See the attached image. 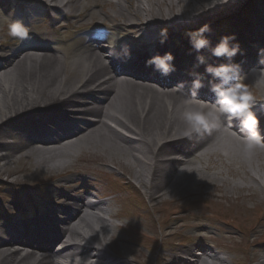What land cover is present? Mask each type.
Returning <instances> with one entry per match:
<instances>
[{"label": "bare ground", "instance_id": "1", "mask_svg": "<svg viewBox=\"0 0 264 264\" xmlns=\"http://www.w3.org/2000/svg\"><path fill=\"white\" fill-rule=\"evenodd\" d=\"M16 2L18 0H0V8L13 12L16 6L22 9L26 4ZM186 2L192 10L183 15L181 0H43L41 4L45 8L54 10V14L46 11L51 27L46 31L32 29L30 22L39 14L32 15L27 19V39L21 43L0 40V152L6 151L5 154L0 153V178L4 171L18 175V171L5 168L19 155L52 173L69 172L74 160L99 162L95 164L100 169L109 166L110 158L112 164L128 174L132 173L140 187L155 201L175 198L187 190L191 192L193 185L203 188L207 183L227 198L232 194L247 198L244 191L248 188H263L261 170L256 169L254 163L257 161L259 167L264 164V148L245 152L246 134L239 129V121H232L228 127L225 118V126L219 130L192 139L178 138L182 127L178 119L179 106L183 102L180 95L158 92L165 90L158 85V90H150L136 85H120L113 79L112 69L127 66V60L122 58L133 51L143 53L145 58L171 52L175 70L166 77L144 66L148 71L137 65L125 71L162 84L184 82L182 71L190 72L188 67L196 65L197 53L189 40H176L174 45L170 37L164 39L161 36L166 18L173 22V29L167 30V34L175 37L193 23L200 27L209 25L211 31L205 36L211 41V47L222 36L233 34L235 40L230 43L257 36L259 47L264 45V0H228L226 4L216 0ZM163 4L171 10L166 13L168 16ZM175 6L181 18L175 13ZM227 8L232 9L227 11ZM37 10L31 7L25 13L30 16V11L38 13ZM196 11L200 14L190 18ZM225 16L232 19L230 31L220 28L221 19ZM102 26L109 32V39L113 42L111 46H107V41L94 38V33ZM70 29L75 31L64 34ZM95 45L102 46L107 53L97 50ZM211 47L200 53L210 66L228 62L226 58L213 56ZM32 54L38 56H30ZM259 58L258 52L251 47L247 52L240 50L233 60L240 66L241 75L246 76L245 65L258 64ZM116 61H119L118 65L114 63ZM259 68H264V65L256 69ZM202 69L200 67L199 74ZM257 74L249 81L254 87L250 91L257 101L251 111L258 119L262 136L264 83L256 81ZM189 87L192 89V85ZM211 87L206 84L199 89L197 103H206L203 94L215 98ZM39 140L49 142L38 144L36 141ZM206 155L209 157L207 164L204 160ZM197 158L201 165L196 162ZM223 165L235 177L241 174L239 166H242L248 184L236 179L230 182L225 176L220 178ZM86 167L83 172L87 174L95 168ZM81 178L84 175L71 174L52 186L49 191L55 201L44 206L41 216L2 226L7 234L12 231L23 234L28 229L39 230L42 226L49 235L43 236V242H48L46 249L20 250L13 244L14 237L6 238L0 234V264H84L88 257L94 258L95 264L136 262L123 252L127 248L126 241L114 237L115 224L109 218L116 213L110 201L102 199L98 191L90 194L88 190L93 189L90 184L72 185ZM14 180L19 182L17 177ZM84 191L86 195H78ZM257 196L253 193L250 198L257 200ZM55 211L58 216L52 213ZM30 238L36 237H26L27 240ZM101 238L110 241L102 247H95ZM51 240H59V250L53 248ZM183 251L186 255L175 251L164 257L165 264L228 263L209 244L187 247ZM87 264L93 262L88 260ZM250 264H264V245L256 248Z\"/></svg>", "mask_w": 264, "mask_h": 264}, {"label": "rangeland", "instance_id": "2", "mask_svg": "<svg viewBox=\"0 0 264 264\" xmlns=\"http://www.w3.org/2000/svg\"><path fill=\"white\" fill-rule=\"evenodd\" d=\"M180 5L182 9H184L183 15H185L186 12H191L192 7L190 4H188V2H186V0H181ZM162 8L165 14L168 13V10L169 12L171 11L167 4H163ZM230 9L232 8H227L226 10L229 11ZM175 13H177L179 18L182 17H180L181 13L178 11L177 6H175ZM172 24L173 22L169 18H166L165 22L163 23L166 28L170 29H173ZM195 24L196 23H193L187 27L197 30L199 25ZM4 39L11 40L10 37H6ZM200 153L201 152H199L197 155H200ZM108 160L110 163L109 166L104 167L107 172H101L100 169L94 171L95 169L92 168V171L87 174L86 172H83L84 169H87V164L80 160L73 161L74 164H72L70 167L69 172L52 173L46 169L43 170L42 167L39 168L35 166L33 160L31 159L19 160L15 158L8 163V167L6 166L5 170L10 168L16 170L18 169V175H9L6 173V171H4L2 177L0 178V209H3V207L6 209L12 208L13 203H16L20 206L23 203H27L32 208L34 207V203L37 204V206H46V204L51 203L53 200L52 194L48 192L52 185H55L63 177L75 173L84 175V178H81L72 185L81 186L84 184H90L94 188L98 189L99 192L107 193L109 195H111V193L108 190L111 188L122 189L120 184L123 183L122 180L123 178H126V176H128L131 181L138 184L132 173H125L123 169L112 164L110 158H108ZM204 160H206L207 164L209 162V157L206 155ZM17 162L19 163L17 164ZM196 162L201 165V160H199V158H197ZM254 166L256 169L261 170L260 172L263 174L264 164L260 165L259 167L258 162L256 161ZM37 169L41 170V172H45V175L39 173ZM239 169L241 174L235 177L231 175L228 168L223 165V174H219V177L221 178L225 176L230 182L236 179L242 184H248L247 180L244 178L246 175H244L243 167L239 166ZM38 174H41L42 176L38 177ZM16 177L19 179V182L12 183L11 181H15L14 179ZM223 185L226 189L229 188L226 182H224ZM213 188V185L210 183H207L203 188H200L198 185H193L190 187V190L193 194L188 195L191 192L187 190L188 192L185 191L186 193L180 196L165 200L167 201L165 203H163L164 201L151 200L150 197L145 193V190L140 188L141 192H143L145 195V203L140 205L141 209L136 208L135 210L133 207H131V210L129 209L130 211L127 213L125 212V215L127 216L123 218L121 217L119 220L125 223H133L140 233H143L145 230L147 233L155 235V238L163 237V243L161 247H158L154 240L150 241L142 236H130L129 234L126 235V233H123V231L117 230L116 228L113 233L126 241L127 248L123 250V252L127 254L131 260L135 259L136 262L140 261V264H163L161 263V257L172 255L173 249L181 252L182 247H195L199 244H209L210 246H214V248L218 250L225 259H227V264H237L238 256L230 253L229 244L236 242L243 243L245 239L249 242H253L255 235H258L259 237L261 234L262 238L264 239V226H258L253 231V234L251 233L249 236H244L243 238V234H241V232L238 230L232 229L231 226L216 222L215 220L217 219L209 217L211 216L210 212L212 208L200 202L207 197H213L215 199H217L216 197H219L221 199L220 201H223L226 208H228L229 215H231V212L234 211L233 209H230V206L228 205L229 203L232 204L231 202L234 201L233 199L236 195H230L231 198L223 197L221 196V192L215 191ZM34 191H37L38 193ZM252 193L258 195L257 200H252L261 206L264 205V189L260 190L258 187L254 186L244 191L245 195H250ZM18 196H20V203L17 202ZM111 204L114 211L119 212L118 199L110 201V205ZM251 204H253V201L249 202V205ZM166 205L176 207L175 209L179 212L172 213L170 210H166L164 212ZM36 210L37 209L35 208V211ZM160 211H163V213H160ZM129 214L131 215L129 216ZM112 220L113 221L111 222L114 223L118 219ZM201 221L203 223L199 224ZM231 230L234 231L232 232ZM169 234H171L170 237H168ZM263 239L257 238L255 243H249L254 244V246L251 247L249 251L245 250L244 259L249 261L243 264L249 263L255 254L256 248L264 245ZM209 260L211 261V259ZM136 262L132 264H136Z\"/></svg>", "mask_w": 264, "mask_h": 264}, {"label": "clouds", "instance_id": "3", "mask_svg": "<svg viewBox=\"0 0 264 264\" xmlns=\"http://www.w3.org/2000/svg\"><path fill=\"white\" fill-rule=\"evenodd\" d=\"M217 3L226 4L228 0H216ZM199 11L193 13L199 15ZM209 25L205 24L196 31L187 33L189 37V43L192 49L197 53L196 60L198 63H204V57L200 55L201 51L205 48L211 47V41L205 36L206 32H210ZM11 34L14 37H18L20 40L28 38L29 29L20 22L15 23L11 27ZM161 36L166 39L167 31L161 30ZM94 38L102 41H107V46L112 45V41L109 39V32L105 28H100L94 33ZM161 40V43L164 42ZM235 40V35L222 36L219 42L211 47V54L217 58L223 57L228 61L232 59L240 52L239 43H230ZM260 59L259 63L264 65V48L259 50L258 53ZM174 56L171 52H166L163 55H153L146 60V66L151 67L154 71L160 73L161 76H168L174 70V64L172 63ZM264 68H253L251 72H257L256 81L264 83ZM206 71L209 75L214 77L219 83L212 85L210 91L215 96V100L212 103L194 102L198 95L199 89L203 87L202 79L195 77L192 83L191 98L184 99L179 106L178 119L182 124L179 129L180 136L178 138L192 139L194 136H201L205 133H209L212 130H219L225 126V118H227V126L231 127L232 121H239V129L245 133L243 148L245 152H251L255 148H264V138L260 135L258 128V119L256 115L251 111L252 106L257 102L250 89L246 84L242 83V78L246 76L241 75L240 66L235 63H222L218 66H208ZM183 88V84L180 85ZM10 212H14V209H9ZM116 228H120L123 222L117 220L114 222ZM4 233V229L0 226V234ZM110 241V240H109ZM109 241H105L102 238L95 244V247H102ZM91 260L95 264V260L92 257L84 259V264Z\"/></svg>", "mask_w": 264, "mask_h": 264}]
</instances>
